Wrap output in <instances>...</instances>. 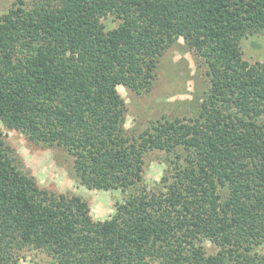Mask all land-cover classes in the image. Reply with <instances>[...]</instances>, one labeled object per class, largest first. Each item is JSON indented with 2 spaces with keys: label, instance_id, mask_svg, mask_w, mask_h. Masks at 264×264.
I'll list each match as a JSON object with an SVG mask.
<instances>
[{
  "label": "trees",
  "instance_id": "1",
  "mask_svg": "<svg viewBox=\"0 0 264 264\" xmlns=\"http://www.w3.org/2000/svg\"><path fill=\"white\" fill-rule=\"evenodd\" d=\"M256 33L264 0H17L2 13L0 120L65 150L88 189L128 196L95 221L82 197L40 188L0 133V264L34 251L51 264H264V62L241 50ZM180 39L207 68L206 101L129 136L118 88L149 92ZM151 151L176 155L154 190Z\"/></svg>",
  "mask_w": 264,
  "mask_h": 264
},
{
  "label": "rangeland",
  "instance_id": "2",
  "mask_svg": "<svg viewBox=\"0 0 264 264\" xmlns=\"http://www.w3.org/2000/svg\"><path fill=\"white\" fill-rule=\"evenodd\" d=\"M17 0H0V15L12 8ZM36 0H26L33 4ZM112 25V21L108 22ZM243 58L250 64L264 62V33L247 35L241 42ZM210 77L201 58L180 39L164 56L156 70L154 85L149 92L137 93L120 86L119 94L127 105L125 128L129 136H138L162 120L188 121L196 117L210 90ZM0 133L7 142L17 166L33 176L40 188L69 196H80L90 205L95 221L109 219L128 193L122 190L88 189L80 183L68 153L58 146H49L30 140L24 133L9 129L0 120ZM176 155L151 151L145 157V184L149 189L159 188L170 161ZM208 254L217 252V246L204 240ZM264 253V245L259 248ZM21 264H51L43 252H27ZM153 264H161L159 262Z\"/></svg>",
  "mask_w": 264,
  "mask_h": 264
}]
</instances>
